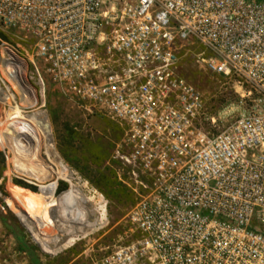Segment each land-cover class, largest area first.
I'll use <instances>...</instances> for the list:
<instances>
[{
    "label": "built area",
    "instance_id": "built-area-1",
    "mask_svg": "<svg viewBox=\"0 0 264 264\" xmlns=\"http://www.w3.org/2000/svg\"><path fill=\"white\" fill-rule=\"evenodd\" d=\"M192 44L249 102L215 133L180 72ZM0 68L3 104L48 81L119 130L131 234L91 264H264V0H0Z\"/></svg>",
    "mask_w": 264,
    "mask_h": 264
},
{
    "label": "rangeland",
    "instance_id": "rangeland-1",
    "mask_svg": "<svg viewBox=\"0 0 264 264\" xmlns=\"http://www.w3.org/2000/svg\"><path fill=\"white\" fill-rule=\"evenodd\" d=\"M2 39L11 43L5 36H2ZM181 55L180 72L197 89L202 98L201 125L208 133L224 129L235 114L249 104L246 99L241 98L242 89L235 79L222 78L208 69L206 62L210 55L199 45H186ZM0 76L4 80V84H0V94L1 92L9 93L7 76L1 68ZM30 83L37 91V87L32 82ZM249 89V86L243 85V90ZM22 100V97L16 95L10 99L8 105L0 102V127L8 124L11 127L9 132L4 134L5 137H1L4 130L0 128V264H32L27 254L17 250L16 242L3 226L2 220L16 227L25 236L29 246L34 247L32 252L41 264H91L92 260H99L108 249L118 245L120 238L125 240L131 234L126 225V216L131 207L137 203L135 194L118 180L119 176L125 180L126 173L112 158L114 143L118 140L117 127L107 120L84 116L65 98L58 86L48 81L45 82L43 99L37 97L36 102H30L27 105ZM16 108L21 113L20 117L13 112ZM40 113L44 114L50 127V139H47V144L42 137L41 147L37 155H34L30 147L35 131L29 127L28 122L22 126L14 124V117L27 119L32 115L39 116ZM211 118L216 119V129L211 128ZM21 127L28 129L27 135L18 138L16 135ZM66 128L67 131H65ZM71 131L75 137L70 145L80 152L86 151L87 145L100 148L99 155L102 160L96 162V167L101 172L114 173L117 181L126 188L128 199L120 200L105 196L66 160L61 150L68 154L70 149L63 147L59 138L66 134L65 132L71 133ZM20 139H26L28 142L23 140L21 145L22 140ZM69 158L81 159V155L77 154ZM91 169L97 170L93 167ZM51 185L55 187L54 199L59 198L72 187L81 190L82 195L90 199L86 209L91 210L88 211V221L92 224V228L86 231L81 230L78 223L70 225L68 219L59 217V209L58 223L52 225L47 223L50 205L47 203L46 195L43 194V189ZM64 185L66 188L58 192ZM22 192L29 195L27 200L23 199ZM14 193L19 194L16 202L13 197ZM7 200L14 201L13 204L17 210L19 206L24 207L26 214L36 225L34 228L36 233L44 237L49 235L50 239L56 238L59 241L58 245L52 246V250L61 249L54 252L55 254L44 252L7 204ZM74 228H77L78 232L75 233ZM51 230L52 233L49 234ZM71 235L75 236L74 241L62 249Z\"/></svg>",
    "mask_w": 264,
    "mask_h": 264
},
{
    "label": "bare ground",
    "instance_id": "bare-ground-1",
    "mask_svg": "<svg viewBox=\"0 0 264 264\" xmlns=\"http://www.w3.org/2000/svg\"><path fill=\"white\" fill-rule=\"evenodd\" d=\"M3 100H7V98L4 97ZM13 112H16V114H18V116H19V114H21L17 110V108ZM18 116L14 117V124L15 123L21 124V126H22L24 123L28 122L29 127L35 131V135H34V138H33L32 142H31V147L30 148H31L32 153H34V155H37V153H38V151H39V149L41 147V143H42L41 142V139H42V137H44L43 138L44 141L47 142V139L50 136V127L48 125V122L46 121V118H45L44 114H41V113H40L39 116L38 115H32L30 118H27V119H20L19 118L20 116L19 117ZM2 128L4 130V133L2 135L1 134L0 135H1V137H5L4 134L6 135V133L9 132V130H10L11 127L8 124L7 126H4ZM27 130L28 129H26L24 127H21L20 128V132L16 136L18 138H22L23 136H26L27 135ZM20 140H22L20 142L21 145L23 144L22 143L23 140L26 141V139H20ZM26 142H28V141H26ZM18 144H19V142H18ZM47 144H48V142H47ZM55 156H56V154H55ZM55 159H57V158H55ZM55 161H58V160H55ZM73 188L74 187H72L71 189H69L66 192H64L57 199H54V196H53V192H54V189H55L54 186L51 185V186L46 187V188L43 189L44 190L43 191V194L46 195L47 203L50 205L49 206V209H48V217H47V220L48 221H47V223L48 224H51V225L58 223V209H59V217L60 218H66V219H68L69 220L68 222H69L70 225L71 224L74 225V224L78 223V225L81 226V230L82 229L83 230L90 229V228H92V224L88 221V219H89L88 218L89 217L88 216V211L90 209L88 207L87 208L89 210L87 211V209H86V206L90 202V199L85 198L82 195L81 190L75 189L76 187L74 189ZM18 193H14V195H13L15 202H16L19 194H20V193L19 194ZM22 195H23V199L24 200H27L29 198V195L27 193L22 192ZM14 201L12 202L10 200H7V204L12 208V211L19 217L20 221L27 227L28 231L32 234L34 240L41 247V249L44 252L49 253V254H52V253L60 250L61 248L60 249H56V250H52V246L53 245H58V242L59 241L56 238L55 239H50L49 235H47V236L44 237V236H41L39 233H36L34 231V228H36L35 223L32 221V219L29 217V215L26 214V212H25L26 210L24 209V207L19 206L18 207L19 210H17L16 206H14V204H13ZM92 210H94V209H92ZM103 210H104V208H103ZM91 216H92V214H91ZM54 219H57V220H54ZM103 221H105V220H103ZM78 228H80V227H78ZM76 229L74 228L75 233L78 232V231H76ZM50 233H52V230L49 232V234ZM74 237L75 236L71 235V237H69V240H67L68 242L65 243V245L63 246L62 249H64V247H67L68 245H71L70 243H72L74 241Z\"/></svg>",
    "mask_w": 264,
    "mask_h": 264
},
{
    "label": "trees",
    "instance_id": "trees-1",
    "mask_svg": "<svg viewBox=\"0 0 264 264\" xmlns=\"http://www.w3.org/2000/svg\"><path fill=\"white\" fill-rule=\"evenodd\" d=\"M67 131V128L66 130ZM63 134L59 140L60 144L64 147L70 149V152L67 154L64 150H61L62 155L66 158L70 164L80 171L82 175H84L90 183L99 191L103 192L105 196L112 197L114 199H128V195L126 194V188L121 186V183L117 181L116 175L114 173L101 172L99 168L96 167V162L101 161L100 157V148L94 147L92 145H87V150L84 152H80L77 148L72 147L70 144L72 139H74V133ZM117 134L119 139V130L117 128ZM66 135V136H65ZM73 136V138H72ZM84 144V142H81ZM77 154L81 155V159L77 158H69L70 156L74 157ZM95 168L97 170H92L91 168ZM66 188L64 185L61 187L58 192L63 191ZM34 190V189H33ZM3 226L8 230V232L12 235L14 241L17 245V250L21 253L27 254L30 262L32 264H41L39 259L33 254L32 250L33 246H29L28 242L25 239V236L17 230L16 227L10 226L6 223L5 220L1 221Z\"/></svg>",
    "mask_w": 264,
    "mask_h": 264
}]
</instances>
